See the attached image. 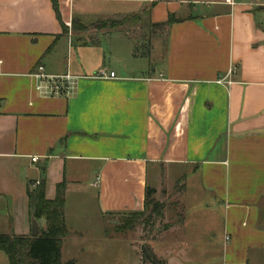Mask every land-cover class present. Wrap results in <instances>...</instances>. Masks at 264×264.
I'll use <instances>...</instances> for the list:
<instances>
[{
	"label": "crops",
	"instance_id": "obj_1",
	"mask_svg": "<svg viewBox=\"0 0 264 264\" xmlns=\"http://www.w3.org/2000/svg\"><path fill=\"white\" fill-rule=\"evenodd\" d=\"M231 1L58 0L60 20L50 0H0V235L31 236L30 194L65 182L62 262L92 264L85 246L121 240L108 218L182 182L184 218L154 254L264 264V0ZM115 18L129 25L73 30ZM39 66L71 76L69 96L38 94Z\"/></svg>",
	"mask_w": 264,
	"mask_h": 264
},
{
	"label": "rangeland",
	"instance_id": "obj_2",
	"mask_svg": "<svg viewBox=\"0 0 264 264\" xmlns=\"http://www.w3.org/2000/svg\"><path fill=\"white\" fill-rule=\"evenodd\" d=\"M132 18L133 21H136L137 19L140 20L141 16H135ZM128 19L129 18H115L112 19V21L114 22L116 29H119L127 26V22H129ZM103 22L105 21L98 20L87 23L84 25L85 30L95 31L94 29L98 28L101 30L103 29ZM105 29L109 30L110 28L107 27ZM130 31L133 34H136V31L133 28ZM135 36L138 40L141 35L137 33ZM163 191L164 193H161L159 200H155L153 197L155 202L158 201L163 205L164 210L162 217L153 214L152 206L150 204L145 205L143 210L138 212L111 216L106 221L108 234L110 236L121 238V240L112 239V241L115 242V245H110L108 247L93 240L90 245L84 247L82 252L78 253L79 260L81 261V258H91L92 264H94V262H96V264H129L132 260L133 264L136 254L137 257L141 258V264H149L142 259V251L145 247H148L153 251L152 247L156 242L157 251L161 252L164 256L169 255V241H164V238H167V236L171 234L169 228L173 225L180 224L185 215L179 199V196L182 193V182H178L170 188H165ZM124 226H130L132 229L123 230L122 228ZM122 238L126 239L122 240ZM169 239L170 238H168V240ZM128 240L132 242L133 252L129 249ZM159 259L163 260L162 258ZM217 261V258L211 260L212 264H217Z\"/></svg>",
	"mask_w": 264,
	"mask_h": 264
},
{
	"label": "trees",
	"instance_id": "obj_3",
	"mask_svg": "<svg viewBox=\"0 0 264 264\" xmlns=\"http://www.w3.org/2000/svg\"><path fill=\"white\" fill-rule=\"evenodd\" d=\"M53 8L61 20L58 0H50ZM174 20L169 17L167 24ZM116 29L112 20L102 23V28ZM99 29V28H98ZM73 30H85V26L80 22L73 23ZM68 32V28L63 25V34ZM65 189L66 183L57 186V194L54 200L46 198V181L40 182L36 191L29 196V206L32 210V218L39 221L45 220L46 229L40 230L38 237L32 236H7L0 235V251L5 253L10 264H76L75 260L66 263L62 262V249L64 240L69 237L65 224ZM155 190L147 188L145 205L152 206L153 214L158 217L163 216V205L153 200ZM151 201V203H150ZM149 202V203H148ZM125 227V228H124ZM123 230H131L130 226H124ZM142 259L149 264H165L154 252L145 247L142 251Z\"/></svg>",
	"mask_w": 264,
	"mask_h": 264
},
{
	"label": "built area",
	"instance_id": "obj_4",
	"mask_svg": "<svg viewBox=\"0 0 264 264\" xmlns=\"http://www.w3.org/2000/svg\"><path fill=\"white\" fill-rule=\"evenodd\" d=\"M227 3L231 4V0H227ZM31 76L38 81L36 86V92L41 94L44 97H67L70 94L71 90V80L72 77L61 76V77H53L48 76L45 73V69L43 66H39ZM98 78L101 79H115V74L112 72H108L107 70H103L100 72ZM221 83V82H220ZM33 163H37V159L32 160ZM226 241H229V238H226Z\"/></svg>",
	"mask_w": 264,
	"mask_h": 264
},
{
	"label": "water",
	"instance_id": "obj_5",
	"mask_svg": "<svg viewBox=\"0 0 264 264\" xmlns=\"http://www.w3.org/2000/svg\"><path fill=\"white\" fill-rule=\"evenodd\" d=\"M40 234V225L34 218L32 219V228H31V236L38 237Z\"/></svg>",
	"mask_w": 264,
	"mask_h": 264
}]
</instances>
